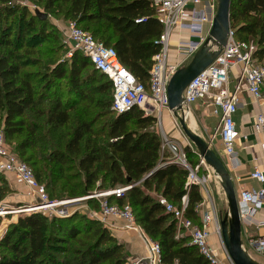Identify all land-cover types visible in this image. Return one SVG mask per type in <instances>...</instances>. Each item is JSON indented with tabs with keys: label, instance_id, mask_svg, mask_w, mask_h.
<instances>
[{
	"label": "trees",
	"instance_id": "16d2710c",
	"mask_svg": "<svg viewBox=\"0 0 264 264\" xmlns=\"http://www.w3.org/2000/svg\"><path fill=\"white\" fill-rule=\"evenodd\" d=\"M10 1L0 0V131L5 140L15 141L18 158L29 165L46 193L57 187L65 194L62 199L102 192L104 184L108 190L130 186L121 198L109 196L106 201L131 208L135 223L160 246L162 264H212L188 236L177 233L175 221L157 203L156 196H162L180 207L184 197L185 217L199 223L195 207L202 196L197 186H185L187 169L171 162L168 151H161L156 120L138 109L116 115L110 109V82L78 52L72 53L68 64L55 62L41 72L25 70L34 60L26 55L22 31L17 28L11 39L10 29L2 23L4 16L14 13ZM37 2L45 13L75 22L111 47L135 79L148 86L161 26L146 0ZM21 16L32 28L34 17ZM229 26L237 41L255 44L254 57L264 66V0H231ZM38 34L46 38L45 31ZM57 36L61 42L59 32ZM97 74L105 81L88 85ZM96 94L101 96L95 98ZM103 115L112 117L94 128ZM190 154L195 153L185 152ZM8 189L0 178V202ZM91 200L94 204L90 199L86 204L98 211V201ZM127 259L124 246L108 229L79 212L62 218L30 213L9 225L0 238V264H125Z\"/></svg>",
	"mask_w": 264,
	"mask_h": 264
},
{
	"label": "built area",
	"instance_id": "2783aa9c",
	"mask_svg": "<svg viewBox=\"0 0 264 264\" xmlns=\"http://www.w3.org/2000/svg\"><path fill=\"white\" fill-rule=\"evenodd\" d=\"M146 1L153 9L154 17L161 26L157 40L159 49L152 57L153 64L149 70L147 87L138 82L120 63L111 47H106L100 41L95 40L75 22L66 21L59 27L61 40L68 47L69 56L73 52L80 53L91 62L96 71L110 82L112 89L110 109L116 115L138 109L144 117H153L161 128L162 115L166 111L171 117L173 128L180 129L174 117L175 111L168 109L167 85L172 75L185 66L207 40L216 12V0ZM217 49V47H212V51ZM171 51L172 58L169 57ZM255 51L256 46L252 41H237L234 30L229 26L225 45L220 48L211 64L185 87L182 92L181 110L176 111L178 116L180 113L185 115L192 104L202 101L217 120L215 133L220 138L223 157L231 161L232 166L236 163L235 143L238 138L233 116L237 110L240 82L244 83L246 91L259 107L264 105L262 92L264 66L254 57ZM232 68L237 69L238 80L233 90H230L228 85ZM253 129L256 133L264 135V114L262 112L255 117ZM159 136L161 151H168L172 158L171 162L187 169L188 179L185 186L188 188L191 185H200V183L204 185L205 179L201 181L196 175L198 166L192 169L188 165L185 151L176 145L162 128ZM199 161L200 165L208 167L201 159ZM224 165L226 167L225 163ZM226 169L228 170L227 167ZM0 174H13L28 190L33 203L30 211L23 210V214L39 212L48 218H62L66 217L64 214L67 211L84 212L86 210L90 218L99 221L108 230L115 229L112 219L120 218L124 222L121 230L136 234L145 248L143 257L128 258L125 264H162L160 246L145 235L135 223L131 208L128 205L122 207L110 205L106 201L109 196L121 198L130 186L94 192L81 198L49 201L44 186L35 180L32 169L18 158L1 131ZM249 179L262 185V188L257 192L245 187L236 190V205L242 230L251 224V219L256 213L254 202L259 197H264V172L253 167L249 173ZM88 199L98 201L99 210L97 212L80 206V203ZM156 199L164 212L171 215L175 221L177 233L188 236L190 244L195 246L205 259L212 264H232L223 245L220 246V253L209 245L211 233L218 239L221 237L217 214L212 204L204 208L206 203L202 199L201 203L195 207L199 223H193L184 215V197L181 199L180 207L169 203L162 196H156ZM255 227L264 230V222L256 223ZM248 245L256 255L264 257V237L249 240Z\"/></svg>",
	"mask_w": 264,
	"mask_h": 264
},
{
	"label": "rangeland",
	"instance_id": "374dc122",
	"mask_svg": "<svg viewBox=\"0 0 264 264\" xmlns=\"http://www.w3.org/2000/svg\"><path fill=\"white\" fill-rule=\"evenodd\" d=\"M9 6L13 8V15L10 16H4L2 23L10 29V33L12 34L11 39H15L14 35L16 33V29L20 28L22 31V43L25 45L26 50L29 51L26 55L31 57V59L34 60V64L27 66L25 70L30 71H43L45 66H49L50 64H53L55 62H63V63H69L71 56H69V49L66 47L62 40L61 42L58 41L57 32L60 33L59 27H61L66 20H62V16L60 15H53L49 12H44L42 4L40 2H37V0H11L9 2ZM22 13H27V15H31L34 17L33 19V27L27 28L26 24L28 21V18H25V21L22 22ZM43 16H46V18L43 19ZM28 17V16H27ZM22 22V23H21ZM45 31L46 38L43 39L42 37H39L40 35L38 32ZM57 30V32H56ZM171 42H173V39H171ZM20 53H23V50H20ZM172 51L169 54V57L172 58ZM36 65V66H35ZM67 69V68H66ZM105 81L102 76H99V74L96 75L95 79H90L87 81L88 85H95L96 83ZM262 92L264 93V87L262 89ZM100 94H96L95 98L100 97ZM206 106V105H205ZM203 105L201 110L205 108ZM133 115L135 116L137 114L136 111H133ZM111 115H103L101 118L97 119L94 128L102 125H106L108 121L111 119ZM197 124L199 125L198 120H196ZM215 127H217L216 121H214ZM127 126L131 128V121L127 122ZM161 128L162 130L170 137L176 145H178L183 151L191 150L196 152L194 146L191 144V142L185 138L183 133L181 132L178 127L173 128L171 117L166 113V111L162 115L161 120ZM160 125L155 123L154 131L158 135H160L161 132ZM198 130L195 128L194 132H197ZM7 141V140H6ZM11 148L13 149L14 153L17 155V152L15 150V141H7ZM209 148L213 150L210 146ZM33 152H38L36 149H32ZM185 151V152H186ZM214 151V150H213ZM219 157L220 155L217 154ZM18 156V155H17ZM222 161L225 163V159L221 156L220 157ZM199 157L196 154H190L189 157L186 156L187 163H190L191 168H195L198 166L196 175L199 178V180L205 179L204 185H197L198 190L202 196V199L205 200L206 205H213L215 211L217 214L219 212H224L227 209L225 198H223V202L221 205H219L218 197L217 195H220L223 197L222 190L219 185L218 178L214 176L212 173V170L210 168H205L204 166L200 165ZM21 160V159H20ZM74 164V168H75ZM0 178L5 180V175L0 174ZM188 179V177H187ZM6 181V180H5ZM7 184V182H6ZM245 188H248L247 186H244ZM108 190V184H104L102 188V192ZM94 192L98 193L97 190H92L89 195L93 194ZM48 199L49 201L53 200H62V198H65V194H61L57 187L54 190L53 193H50L49 189H47ZM32 201V202H31ZM93 200L90 199V205L94 204L92 202ZM33 203L32 197L28 193L27 189H25L23 192H20L19 194H16L15 192L8 189V192L5 194L4 198L0 202V212L1 215H7L2 217L0 215V230L3 233L8 228L9 225L15 224L17 222V219L21 216L27 215L19 213L21 210H30V206ZM83 203H86L83 202ZM82 203V204H83ZM88 206V204H86ZM88 206L89 209H91L94 212H97V210H94L91 208V206ZM4 210V211H3ZM7 212H16L12 213L10 215L4 214ZM79 212V211H74ZM85 212V213H84ZM84 212L80 213L82 215H85L86 217L90 218L88 215V212L85 210ZM39 213V212H38ZM72 213V214H73ZM92 219V218H90ZM133 234V233H132ZM214 241H216V245L222 246V240L221 237L218 239L214 238ZM60 257H62L60 255Z\"/></svg>",
	"mask_w": 264,
	"mask_h": 264
},
{
	"label": "crops",
	"instance_id": "0c3cea01",
	"mask_svg": "<svg viewBox=\"0 0 264 264\" xmlns=\"http://www.w3.org/2000/svg\"><path fill=\"white\" fill-rule=\"evenodd\" d=\"M237 74V69L232 68L228 85L230 90H233L235 84L237 83ZM239 89L240 92L238 94L237 110L233 116L235 128L238 133V138L235 143L236 163L232 166L231 161L225 160V164L234 183L235 192L237 189L243 187V185L247 186L248 189L257 192L260 188H262V185L250 180L249 173L253 167H257L259 170L264 172V135L258 134L254 131L253 123L258 113L262 112L264 114V105L259 107V105L246 91L245 85L242 81L239 84ZM203 105L204 103L202 101H198L190 106L189 112H186L185 114L187 118L186 123L193 129V131L196 128L198 131L195 133L207 142L216 154L223 157L221 141L219 136L215 133L216 127L214 121L217 123V120L211 115L210 109L205 105V108L201 110L200 107ZM196 120H198L199 125ZM213 136L215 137L213 138ZM4 175L7 185L11 191L19 194L26 189V187L13 174ZM217 197L219 205H221L224 195L223 197L217 195ZM82 203H80L81 207L88 208L86 203ZM254 207L256 209V213L251 219V224L242 230L241 239L243 241V247L247 250L249 255L260 264H264V257L256 255L248 245L249 240L264 237V230L261 228L257 229L255 227L256 223L264 222V197H259L257 201L254 202ZM204 208H208L207 205H205ZM79 212L82 213L83 211ZM112 222L115 229L109 231L111 235L124 246V249L128 254V258L143 257L145 254V248L139 237L134 233L132 234V232H125L121 230L124 222L120 218L115 217L112 219ZM213 237L217 239V237L211 233L209 245L220 253L221 249L218 239V245H216V241H214Z\"/></svg>",
	"mask_w": 264,
	"mask_h": 264
},
{
	"label": "water",
	"instance_id": "95a60500",
	"mask_svg": "<svg viewBox=\"0 0 264 264\" xmlns=\"http://www.w3.org/2000/svg\"><path fill=\"white\" fill-rule=\"evenodd\" d=\"M230 5L231 0H216V12L212 20V27L209 31L207 40L194 54L192 59L185 66L178 69L168 82V109L175 111L174 117L178 121L181 132L196 150V152L191 150H188V152L190 151L198 155L205 165L212 170L214 176L218 178L227 209L224 212H219V214H217V219L222 244L229 259L232 264H260L254 260L243 247V241L241 239L242 225L237 211L235 186L224 162L209 148L207 142L188 127L186 116L183 113H180L179 116L176 114V111L179 110L180 112L181 110L182 92L185 87L211 64L219 53L220 48L226 43L229 30ZM44 18H46V16H43V19ZM212 47H217L218 49L212 51ZM73 212L74 211H67L64 216H70ZM19 213L22 214L24 211L21 210ZM3 234L4 231L1 233L0 238Z\"/></svg>",
	"mask_w": 264,
	"mask_h": 264
},
{
	"label": "bare ground",
	"instance_id": "6f19581e",
	"mask_svg": "<svg viewBox=\"0 0 264 264\" xmlns=\"http://www.w3.org/2000/svg\"><path fill=\"white\" fill-rule=\"evenodd\" d=\"M186 116V115H185ZM192 131H193V129L190 127V126H188ZM216 177V176H215ZM217 178V177H216ZM4 211V210H3ZM25 211H30V210H25ZM32 211V210H31ZM12 214V213H16V212H7L6 211V213H4V214ZM2 213L0 212V215H1ZM2 217H4L5 215H1ZM2 232H1V230H0V234H1Z\"/></svg>",
	"mask_w": 264,
	"mask_h": 264
}]
</instances>
